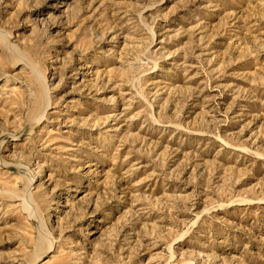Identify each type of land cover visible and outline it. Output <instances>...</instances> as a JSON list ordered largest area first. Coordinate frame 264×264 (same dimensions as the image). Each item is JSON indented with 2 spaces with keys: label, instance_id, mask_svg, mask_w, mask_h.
Wrapping results in <instances>:
<instances>
[{
  "label": "rangeland",
  "instance_id": "obj_1",
  "mask_svg": "<svg viewBox=\"0 0 264 264\" xmlns=\"http://www.w3.org/2000/svg\"><path fill=\"white\" fill-rule=\"evenodd\" d=\"M0 34V264H264V0H0Z\"/></svg>",
  "mask_w": 264,
  "mask_h": 264
},
{
  "label": "bare ground",
  "instance_id": "obj_2",
  "mask_svg": "<svg viewBox=\"0 0 264 264\" xmlns=\"http://www.w3.org/2000/svg\"><path fill=\"white\" fill-rule=\"evenodd\" d=\"M0 42L4 47L7 48L8 37L3 35V34H0ZM15 51L17 53L22 52L19 50L18 47H15ZM7 56L9 57L10 55H7ZM10 58H12V56H10ZM41 76H36L34 78L31 77V82L35 86V91L31 92L30 94L33 96V110H34L36 116H40L45 111L46 107L48 106V99H47L46 92L43 91L42 90L43 87H41L43 85V81H44L43 77H41ZM28 213L30 216H33L32 214H36V212L33 209H30L28 211ZM40 223H41V221H40ZM40 223H39V225H41ZM49 245H50V242H49L48 238L46 237V235L39 232L38 237L35 240V251H34V254L32 256L33 259H36L40 255L41 252H44L45 250H47L49 248Z\"/></svg>",
  "mask_w": 264,
  "mask_h": 264
}]
</instances>
